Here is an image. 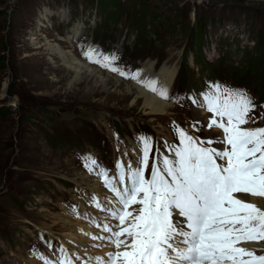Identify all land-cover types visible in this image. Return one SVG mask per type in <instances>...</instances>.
I'll return each mask as SVG.
<instances>
[{"label": "rangeland", "instance_id": "obj_1", "mask_svg": "<svg viewBox=\"0 0 264 264\" xmlns=\"http://www.w3.org/2000/svg\"><path fill=\"white\" fill-rule=\"evenodd\" d=\"M65 4V0H0V264L21 261L25 252L33 255L42 251L41 259L53 254L56 249L50 240L38 236L36 244H31L37 226H53L50 230L55 233L61 231L60 226L76 236L82 220L78 216L75 222L58 217L55 208L56 202L70 195L69 188L63 187L65 193L61 192L58 179L60 174L76 179L82 169L87 172L82 163L84 150L106 158L107 143L101 139L95 142L88 130L90 123L101 125L107 138V116L124 123L145 121L157 136L167 130L166 120L154 121L145 113L135 92L127 91L128 83L119 81L116 85L111 80L105 91L85 79L71 84L72 74L48 57L50 46L59 45L52 35L55 29L44 25L46 15L38 17L41 7L54 11L68 5L76 16L70 24L82 20L80 17H88L84 19L88 23L95 16L96 21L91 22H96V28L100 14L102 24L108 23L94 32L93 44L103 46L104 50L98 49L103 55L119 48L121 55H109L118 57L120 67L122 55L129 61L137 53L157 58L167 67L178 66L182 54L188 56L202 48V52L220 57L222 62L216 63L213 71L221 75L229 68H238L243 54L247 62L240 67L239 76L252 83L248 85L251 90L256 84L261 86L264 98V0H68ZM80 8L89 15L80 14ZM123 35L126 50L121 49ZM132 39L134 44H142L136 53L129 51ZM91 67L115 79V73L98 64ZM169 110L176 118L195 120L187 122L190 134L201 138L208 134L197 124L200 118L196 113L191 116L185 109L170 105L165 112L170 117ZM251 120L263 124V112L254 109ZM81 141L88 147L96 144L94 151L68 146ZM77 152L80 156H74ZM25 221L33 227L24 226Z\"/></svg>", "mask_w": 264, "mask_h": 264}, {"label": "snow or ice", "instance_id": "obj_2", "mask_svg": "<svg viewBox=\"0 0 264 264\" xmlns=\"http://www.w3.org/2000/svg\"><path fill=\"white\" fill-rule=\"evenodd\" d=\"M83 55L169 98L166 86H158L156 79H141L138 71H125L116 64L117 56L93 48ZM204 101L207 110L219 117L220 122L212 119L211 124L223 130L224 138L218 142L225 144L224 150L204 146L213 141L198 144L181 130L180 146L172 149L175 159H163L162 168L154 162L149 178L145 177L151 147L147 138L142 140L143 153L135 167L130 164L125 172V166L117 164L123 187L108 177L107 170L99 173L119 207L103 208L118 224H103L109 236L94 237L108 239L115 248L106 260L97 258V264H264V255L241 246L264 240V209L234 195L264 197V128L242 127L255 108L243 90L221 91L216 85L214 94L205 95ZM133 204L140 205L135 212L129 211ZM174 213L185 219L187 230L174 222Z\"/></svg>", "mask_w": 264, "mask_h": 264}, {"label": "bare ground", "instance_id": "obj_3", "mask_svg": "<svg viewBox=\"0 0 264 264\" xmlns=\"http://www.w3.org/2000/svg\"><path fill=\"white\" fill-rule=\"evenodd\" d=\"M40 9H41L40 12L38 11V14H39L38 17H40L41 15L44 16L48 13V11L45 10L46 9L45 6L41 7ZM64 10H66V9L64 8L62 10V8H61L58 11H56L55 14L57 15V17H61V16L66 17L67 11H64ZM64 13L66 14V16H63ZM79 29H80V25L77 24L74 28H72V30L70 29V34H67L69 36L66 35L64 39L67 42L74 40L80 32ZM57 43L59 46H57V45L56 46L55 45L50 46L49 45L50 51L48 53V57L51 61L56 62L58 60L56 63L60 64L63 68H65L66 70H68L72 74L73 79L71 81V84H78L81 82L82 79H85V81L88 84L95 86V87L98 86L103 91L106 90L107 82H110L111 80L114 81V83L116 85L119 84L118 80L110 77L109 75L102 73L98 69H95V68L89 66L86 62H82L80 59H78L76 57L73 50L61 48L62 47L61 41L60 42L58 41ZM141 66L144 67L145 72L139 71L140 77H142V73H144L148 76L152 74L151 73V70H152L151 64L148 65L147 63H144ZM161 69H160L161 70L160 72L162 74L163 79L157 80L158 86L163 85V86H166V88L168 89L170 84H171V81H172V78H173L175 71L173 68H171V69L161 68ZM145 80H147V79H145ZM133 86H131L130 84L126 85V89L128 92H132V91L135 92V99L141 100L142 108L144 109L146 114L151 115V116H155V115H161V114L165 113V111L167 110V105H166V103H164L162 101V98L158 94H157L158 96H156L152 91L148 90L142 83H141V85L134 84ZM132 155H134V154H132ZM133 163H134V161H132V164ZM82 180L85 182H88V180L85 179L84 177H80V181H82ZM90 185L93 186V189H95L96 192H100L99 187H98V185H96V183L89 184V186ZM235 196L237 198L244 199L245 201H248V202L253 203L255 205H259V206H261V208L264 209V201H262L261 199L246 198V197L238 196V195H235ZM110 202L115 203L112 198H111ZM80 215H81V212H80ZM174 222L176 224L182 226L185 230H187L186 223L181 217H175ZM68 223L69 222H66L67 226H68ZM76 225H78V224H76ZM72 226H73V224H72ZM84 230H86V229H84ZM90 232H95V230H91ZM67 236L70 237L71 240L75 239V237H73L74 232H71V233L69 232V234H67ZM179 239H180V237H177V240H179ZM80 242L88 244L90 242V240L84 239L82 237ZM258 248L260 249L261 247L258 246ZM107 251H110V248H108ZM102 259H103V257H102Z\"/></svg>", "mask_w": 264, "mask_h": 264}, {"label": "trees", "instance_id": "obj_4", "mask_svg": "<svg viewBox=\"0 0 264 264\" xmlns=\"http://www.w3.org/2000/svg\"><path fill=\"white\" fill-rule=\"evenodd\" d=\"M2 110H6V109H2Z\"/></svg>", "mask_w": 264, "mask_h": 264}, {"label": "water", "instance_id": "obj_5", "mask_svg": "<svg viewBox=\"0 0 264 264\" xmlns=\"http://www.w3.org/2000/svg\"><path fill=\"white\" fill-rule=\"evenodd\" d=\"M258 5H260V4H258Z\"/></svg>", "mask_w": 264, "mask_h": 264}]
</instances>
